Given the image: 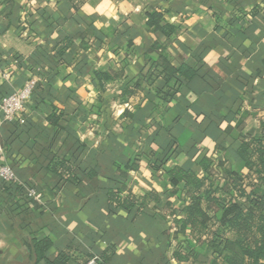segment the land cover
<instances>
[{"label": "crops", "instance_id": "obj_1", "mask_svg": "<svg viewBox=\"0 0 264 264\" xmlns=\"http://www.w3.org/2000/svg\"><path fill=\"white\" fill-rule=\"evenodd\" d=\"M86 3L90 14L82 7L76 12L71 0H0V93L15 91L32 76L39 77V66L33 58L50 51L60 36L74 29L78 32L73 33L72 52L85 54L87 64L83 67V63H64L55 66V70L49 64L50 98L46 104L40 109L29 108L26 115L29 121L15 128L8 145L5 140L10 132L5 129L7 125L0 126V164L12 166L18 181L28 180L40 192V201L28 206L29 215L22 214L16 221L9 204L1 207L0 264H47L38 262L29 247L32 233L51 239L49 258L67 252L72 257L70 264H79L88 256L100 264H162L164 258L176 264L164 245L163 223L147 214L131 221L121 211L113 212L105 190L110 179H115L125 183L123 195L132 192L143 196L154 189L166 198L171 188L169 179L164 169H152L150 157L166 147L169 138L162 133L154 136L155 132L161 126H173L178 132V142L191 148L188 153L181 150L170 157L166 168L192 167L204 155L213 153L221 130L235 125L241 114L225 117L220 128L210 123L202 129L199 123L210 114L227 112L247 89V83L252 84L248 87L252 96L264 95V0H88ZM102 3L110 4L114 15H109L107 9L96 11ZM152 10L163 12L166 21L181 26V35L173 37L168 46L173 64L178 66L202 54L220 89L196 78L167 106L158 97L160 79L138 97L128 102L120 100L122 89L132 85L141 72L149 70L154 57L147 55L150 46L155 42L168 44L164 35L146 26L147 12ZM253 10L257 11L255 19L251 16ZM72 14H79L91 25L93 37L80 31L83 24L71 26L62 20ZM236 16H242L243 21ZM85 42L90 43L86 50ZM109 44L118 47L114 50ZM95 70H112L119 77L105 91H99L94 83ZM236 80L246 84L243 90L235 84ZM250 98L244 96L241 112L252 110ZM155 102L162 107L156 108ZM53 106L63 113L61 123L66 128L54 144L47 120ZM127 108L139 117L132 121L121 118ZM233 136L237 138V133ZM79 141L87 146L82 168L94 163L99 172V187L93 191L72 182L61 183L53 177L46 168L48 152L40 149L54 145L52 151L75 162L78 154L74 151ZM226 156L236 162L231 152ZM134 159L139 160V166L130 169L124 180L114 164ZM176 204L181 206L182 202ZM105 254L110 256L106 262L102 259Z\"/></svg>", "mask_w": 264, "mask_h": 264}, {"label": "trees", "instance_id": "obj_2", "mask_svg": "<svg viewBox=\"0 0 264 264\" xmlns=\"http://www.w3.org/2000/svg\"><path fill=\"white\" fill-rule=\"evenodd\" d=\"M71 1L72 7L79 12L88 0ZM251 16L255 19L257 11L253 10ZM236 19L243 21L242 16H236ZM62 20L71 26L83 24L80 31L87 33V37L94 36L91 25L79 14H72ZM146 26L148 30L164 35L168 39V44L155 42L150 46L147 55L154 57H151L149 70L146 73L141 72L132 85L128 84L122 89L119 96L121 101L128 102L131 98L138 97L146 87L155 86L160 79L162 81L157 86L158 97L165 105L174 100L182 88L196 78H201L213 89H220L202 54L192 56L178 66L173 64L168 46L173 37L181 35V26L169 23L164 13L157 10L147 12ZM76 32L78 29L60 36L50 51H44L37 58H33L35 64L39 66L40 78L32 94L34 108L40 109L50 98L48 86L51 79L50 71L55 70V66L74 62L76 65L83 63V67H86L85 54L72 52L73 33ZM89 47L90 43L85 42L84 50ZM116 47L118 46L110 45L114 50ZM49 64L54 67L51 69ZM118 77L119 73L112 70L94 71V83L99 91H105L108 84ZM235 84L241 88L246 85L238 80ZM251 85L247 83V89L240 93L235 104L227 112L210 114L206 116L204 122L199 123L202 129L207 128L210 123H215L220 128V122L225 117L241 114L235 125L229 124L221 130L213 153L204 155L192 167L177 165L170 169L166 168L170 157L177 155L181 150L188 153L191 148L178 142V132L173 126H161L155 132L154 136L162 133L167 134L169 138L166 147L152 153L150 157L152 169L154 171L164 169L169 179L171 188L166 198L154 189L147 191L143 196H137L132 192L123 195L126 185L123 181L115 179H110L105 190L107 202L113 212L121 211L125 218L131 221H136L147 214L163 223V235L166 237L164 245L171 251L176 264H264V95L252 96L248 89ZM12 92L14 91L2 92L0 98ZM245 95L251 97L253 108L251 111L241 112L240 106ZM155 105L156 108L162 107L158 102H155ZM80 111L84 113L85 110L81 108ZM136 116L139 117L132 109L127 108L121 118L132 121L137 118ZM47 120L52 127L51 139L54 144L59 133L66 129L61 123L63 113L53 106ZM28 121L29 117H26L23 122L3 124L7 125L5 129L10 132L5 140L6 145L11 143L15 128L25 125ZM234 132L237 133V138L233 136ZM226 143L229 146H226ZM53 147L54 145L40 147L43 153L48 152L46 168L53 177L59 178L61 183L72 182L80 188L87 187L89 191L98 189L97 166L91 162L90 167L82 168L87 154L85 143L79 141L75 147L74 154H78L75 162L68 160L66 155H58L52 151ZM227 152H231L236 162L227 158ZM114 165L118 174L125 180L130 169L138 168L139 160L134 159L126 164L116 162ZM26 185L33 186L28 180L6 182L0 179V212L3 211L1 208L3 205L9 204L14 219L22 214L29 215L31 210L28 206L35 200L28 196ZM177 201H181L182 205L177 206ZM20 224L22 226V223ZM29 247L38 262L70 264L72 259L67 252L59 254L54 259L49 258L47 252L52 247V241L48 237H38L32 233ZM109 257L105 254L102 259L106 262ZM92 258L88 256L78 263L87 264ZM170 261L164 258L161 262L170 264Z\"/></svg>", "mask_w": 264, "mask_h": 264}, {"label": "built area", "instance_id": "obj_3", "mask_svg": "<svg viewBox=\"0 0 264 264\" xmlns=\"http://www.w3.org/2000/svg\"><path fill=\"white\" fill-rule=\"evenodd\" d=\"M40 78L32 76L22 87L9 95L0 98V126L8 122H23L29 108L32 106V94ZM0 179L6 182L18 181L12 166L0 164ZM27 186V194L34 200L40 201V192L35 186ZM87 264H100L96 258L90 259Z\"/></svg>", "mask_w": 264, "mask_h": 264}, {"label": "clouds", "instance_id": "obj_4", "mask_svg": "<svg viewBox=\"0 0 264 264\" xmlns=\"http://www.w3.org/2000/svg\"><path fill=\"white\" fill-rule=\"evenodd\" d=\"M84 9H88V10H89V14H90L91 9H90L89 4L85 3V4L82 6V10H84ZM105 9L108 10V14H109V15H114V13L111 11V5L108 4V3H102V4H100V5L98 6V8L95 9V10H96V11H100V12H104ZM137 10H139V9H137Z\"/></svg>", "mask_w": 264, "mask_h": 264}, {"label": "rangeland", "instance_id": "obj_5", "mask_svg": "<svg viewBox=\"0 0 264 264\" xmlns=\"http://www.w3.org/2000/svg\"><path fill=\"white\" fill-rule=\"evenodd\" d=\"M208 151H209V150H208ZM208 151H207V152H208ZM209 155H211V152H210V154H209Z\"/></svg>", "mask_w": 264, "mask_h": 264}]
</instances>
